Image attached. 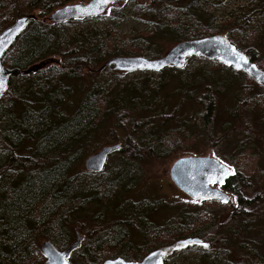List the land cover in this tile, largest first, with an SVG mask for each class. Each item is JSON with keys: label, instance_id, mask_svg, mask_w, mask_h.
I'll return each mask as SVG.
<instances>
[{"label": "trees", "instance_id": "1", "mask_svg": "<svg viewBox=\"0 0 264 264\" xmlns=\"http://www.w3.org/2000/svg\"><path fill=\"white\" fill-rule=\"evenodd\" d=\"M74 1L0 0V32L17 19L30 17L27 28L1 60L3 68L18 82L15 86L10 83L0 100V264L32 263L36 254L44 262L34 240L45 239L43 242L64 251L77 235L82 237L81 243L68 264H102L115 258L140 262L149 253L184 239H199L208 245L207 250L194 248L199 255L190 264H224L219 254L229 250L225 245L235 232L245 254L238 256L243 260L240 264H264L262 258L253 262L257 253L247 247V240L246 245L240 241L243 233L237 224L241 221L246 225L251 219L264 221V203L259 201L264 192L246 194L256 180L254 176L236 172L225 183L223 190L237 203L227 214L221 203L186 202L179 206L178 213L174 211V217L156 226L149 222L152 213L161 208L173 211L171 204L149 200L135 203L128 199L143 182V163L171 156L181 148L164 139L167 134L161 128L170 131L169 126L185 102L184 95L195 89L196 80L198 126L207 134L204 125H209L215 96L221 92L220 85L206 82L213 72L200 67L183 77L185 66L137 72L140 77L110 90L112 82L126 74L100 70L112 58L155 60L181 42L224 35L264 71V51L256 49L264 38V24L260 21L264 0L233 11L226 18L214 16L205 8L209 4L217 7L222 0H149L146 10L154 14L150 30L136 36H123L115 30L114 21L126 20L120 13H110L114 21L106 29L86 27L70 32L72 24L97 17L62 24L44 22L54 10ZM34 12L37 16L32 15ZM235 31L240 34L235 35ZM164 40L174 43L166 52L160 43ZM189 60L214 65L211 70L219 68L243 76L264 92L241 72L203 57ZM41 61L51 62L50 67L46 65L44 70ZM104 72L112 77L101 83L98 77ZM167 79L171 88H176L178 104L157 114L154 104L169 87ZM247 89L243 102L249 104L251 98L258 99V93ZM69 103L71 108L64 107ZM243 106L239 105L234 115V109L229 111L230 117L238 119ZM150 122L159 124L161 131H153ZM230 129L231 123L226 121L219 133ZM117 131L122 132L120 150L107 159L101 173L84 170L82 174H71L81 165L82 156L85 160L103 147L119 144ZM110 159L113 164H109ZM136 235L141 238L138 243L134 242ZM178 254L164 264H174L170 262Z\"/></svg>", "mask_w": 264, "mask_h": 264}, {"label": "rangeland", "instance_id": "2", "mask_svg": "<svg viewBox=\"0 0 264 264\" xmlns=\"http://www.w3.org/2000/svg\"><path fill=\"white\" fill-rule=\"evenodd\" d=\"M88 1L89 0H76L71 4L87 3ZM259 1L260 0H226L224 2H220V5L217 7L206 5L205 8L208 13L213 14L214 16L226 18L229 17L231 12H239L240 9H246L252 5L255 6V4L259 3ZM148 4L149 0H127L125 2L118 0L117 3L113 4L102 16L98 17L96 20H90L86 22L74 21L76 23L70 26V32H77V30H81L86 27L106 29L110 27L112 21H114L110 17V13H120L126 17V20L124 22L114 21L113 25L115 26V30L123 36H136L141 32L150 30L149 21L154 18V14L146 10ZM178 11L179 10H177V12ZM36 14L37 12H34L32 15L37 16ZM260 21L262 24H264V15L261 16ZM238 34L240 33L235 31V35ZM160 43L162 44L163 52H166L169 47L174 45L173 42L166 40ZM256 46V49H258L259 52H263L264 38L258 41ZM55 58L57 57L52 59ZM39 63L42 64L41 67L43 69H46V65L51 64V62L45 63L44 61ZM49 67L50 65L47 66V68ZM200 67H207V71L213 72L207 76L206 82L211 86H216V84L220 85L221 89V92L217 93L215 96L216 102L209 118L210 123L208 126L204 125V127L208 129L207 134H205V132L202 131L198 126V108L195 102V96L199 91L196 88V86L199 85V80H196L194 83L195 89H192V91L189 90L184 95L183 98L185 99V102H183L181 108L178 110L175 121L171 126H169L170 131L161 128L159 124H155L154 122L149 123L151 124L149 127L152 128L153 131L160 132L162 129V131L167 134L164 139L176 142L181 146V148L175 150L176 152L171 156L164 157L162 159H148L145 163H143V165H141L142 171L144 173L143 182L138 187H135L131 191L132 193L130 192L128 197L129 200L135 203L142 200H149L150 202L161 201L171 204L170 209L173 211H165V208H161L152 213V216L149 218V222L156 226H159L169 218L174 217L176 213H178L179 206H181V204L192 202L184 193L179 191L170 180V169L173 163L180 158L211 157L227 166L232 174L241 172L247 177L254 176V178H256L254 182L252 181V187L247 190V196H252L255 193L261 194L264 192L263 90L257 88L249 81L247 82L244 80L243 76H234L230 71H219V68L211 70L210 68H213L214 65H207L202 61L189 60L186 63L184 69L185 71L182 76L186 77L191 74L192 71H195ZM166 70H170V68L167 67ZM195 76L199 77L198 75ZM110 77H112L110 74L104 72L100 77H98V80L101 83H106ZM138 77H140V74L137 73L126 74L121 78H116L110 85V90L116 88L117 86L122 87L129 81ZM17 82V77H13L10 83L12 86H15ZM166 83L169 87L163 91L160 98L154 104V110L157 114H159L162 110L176 107L178 104V99L174 95V90H176V88H171V84L168 79L166 80ZM245 85H247V87H245ZM247 88L255 90L256 94L258 93V99L253 100L251 98V101L250 99H247V101H250L249 104L243 102L245 100V96H247ZM170 96H173L174 98H168ZM257 103L259 105L258 107L256 106ZM239 105H244L241 115L238 117V119L231 118L229 111L234 109L232 111V115H234ZM64 107L71 108L70 103ZM226 121L231 123L232 129H230L228 132L219 133L220 129L222 128V124ZM116 137L118 139L117 143L120 144L122 132L117 131ZM95 139L96 137L93 138V140ZM259 141H262V143H259ZM114 156L115 155H113L111 159ZM84 158V156L81 157V165L73 170L71 173L72 175L84 173ZM111 159L109 160V164H113L114 162V160L111 162ZM27 166L35 167V165ZM226 193L229 195L230 201L228 204H223L225 211L224 214L231 212L233 208L237 206L236 198L230 193ZM259 201H261L260 204L263 205L264 193L261 194V200ZM209 203L219 202L213 201ZM202 204L206 205L208 203ZM237 224L241 228L240 232L243 233L241 235L242 240L240 241L244 240V245L245 240H247V242H249L247 247L254 249L257 253V256L255 259H253V262L257 263L259 259L262 258L264 263V221H262V218L259 220L251 219V222L247 223L246 225H241V221H238ZM225 232L229 233L230 231L226 230ZM81 235L83 236L84 234L81 233ZM236 237V232L234 233V236H229L227 245H225V247H228L229 250H224L223 253L219 254V256L223 258L222 262L224 264H240L243 262V260H241L238 256H245V254H243V251L239 246L241 242H239V239ZM37 240L38 241H33L34 246H41L43 245L42 242L45 241V239L39 238ZM140 241L141 238L139 236H134V242L138 243ZM198 255L199 253L197 251L190 249L179 253L174 259H172L170 263L190 264L194 259L198 258ZM37 256L38 254L34 256L32 263L30 262L27 264L42 263L43 260Z\"/></svg>", "mask_w": 264, "mask_h": 264}, {"label": "water", "instance_id": "3", "mask_svg": "<svg viewBox=\"0 0 264 264\" xmlns=\"http://www.w3.org/2000/svg\"><path fill=\"white\" fill-rule=\"evenodd\" d=\"M127 1V0H122ZM118 0H89L87 3L70 4L53 11L45 20L49 24H62L73 20L95 18L103 15ZM30 17L17 19L10 27L0 32V98L8 91L12 73L6 71L1 63L3 56L10 50L15 41L29 24ZM203 57L234 71L242 72L264 89V71L229 42L222 35L204 39L181 42L170 48L162 57L147 60L143 57H118L107 60L101 67L118 73L159 72L167 67L181 69L186 59ZM243 58V59H241ZM246 61V63H245ZM120 145L106 146L87 157L83 168L87 173H101L107 159L120 150ZM170 180L173 185L193 202H219L228 204L229 196L221 188L231 177L228 167L211 157H184L175 161L170 169ZM81 243L76 241L64 251H58L49 242H43L40 251L45 258L43 264H68V259ZM207 250L208 245L199 239H184L171 245L161 247L140 262H127L121 258L106 260L102 264H164L166 259L188 249Z\"/></svg>", "mask_w": 264, "mask_h": 264}, {"label": "snow or ice", "instance_id": "4", "mask_svg": "<svg viewBox=\"0 0 264 264\" xmlns=\"http://www.w3.org/2000/svg\"><path fill=\"white\" fill-rule=\"evenodd\" d=\"M102 2L107 3V0H102ZM241 59H243V58H241ZM245 63H246V61H245ZM0 87H2V83H0Z\"/></svg>", "mask_w": 264, "mask_h": 264}, {"label": "bare ground", "instance_id": "5", "mask_svg": "<svg viewBox=\"0 0 264 264\" xmlns=\"http://www.w3.org/2000/svg\"><path fill=\"white\" fill-rule=\"evenodd\" d=\"M209 5H210V4H209ZM207 7H208V6H207ZM45 55H46V54H45ZM18 96H19V95H18ZM12 100H13V99H12ZM14 101H16V100L14 99ZM17 102H18V101H17ZM18 103H19V102H18ZM47 159H48V158H47ZM47 159H46V160H47ZM49 159H50V158H49ZM56 163H57V162H56ZM67 223H68V222H67Z\"/></svg>", "mask_w": 264, "mask_h": 264}, {"label": "flooded vegetation", "instance_id": "6", "mask_svg": "<svg viewBox=\"0 0 264 264\" xmlns=\"http://www.w3.org/2000/svg\"><path fill=\"white\" fill-rule=\"evenodd\" d=\"M222 1L224 2V1H226V0H222ZM3 96H5V94H4ZM3 96H2V97H3ZM2 97H1V98H2ZM1 98H0V100H1Z\"/></svg>", "mask_w": 264, "mask_h": 264}]
</instances>
